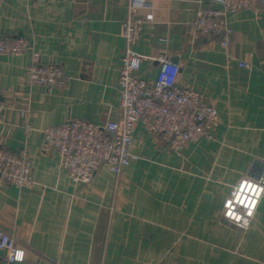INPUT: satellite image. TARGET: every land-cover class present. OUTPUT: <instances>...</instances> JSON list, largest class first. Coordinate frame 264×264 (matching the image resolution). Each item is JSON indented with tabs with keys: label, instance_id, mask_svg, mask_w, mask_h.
I'll return each mask as SVG.
<instances>
[{
	"label": "crops",
	"instance_id": "0c3cea01",
	"mask_svg": "<svg viewBox=\"0 0 264 264\" xmlns=\"http://www.w3.org/2000/svg\"><path fill=\"white\" fill-rule=\"evenodd\" d=\"M131 0H0V39L25 37L32 49L0 56V147L28 148L36 184H0V229L14 235L18 259L0 264H264V195L250 226L223 216V204L243 176L264 175V15L229 14L231 55L216 35L193 25L216 0H133L153 13L133 48L138 74L156 78L160 59L180 67L178 82L216 106L213 137L174 150L160 134L135 126L137 157L121 171L103 165L76 184L47 127L121 116L123 22ZM240 61L250 67L240 66ZM56 64L64 87L29 85L28 65Z\"/></svg>",
	"mask_w": 264,
	"mask_h": 264
},
{
	"label": "built area",
	"instance_id": "2783aa9c",
	"mask_svg": "<svg viewBox=\"0 0 264 264\" xmlns=\"http://www.w3.org/2000/svg\"><path fill=\"white\" fill-rule=\"evenodd\" d=\"M220 9H201L193 23L202 35H216L228 56L231 55L233 29L229 14L250 10L264 15V0H216ZM131 0L128 17L123 22L126 41L120 75L121 116L104 123L73 119L43 130L45 143L55 148L64 168L76 184L90 183L97 171L107 165L119 172L137 156L130 150L132 135L137 124L151 133L160 134L170 147L180 150L188 143L213 137L219 120L216 106L203 93L182 87L179 82L180 67L171 59H160L155 79L141 77L143 56L133 48L146 22L154 20L153 13L137 15ZM32 49L25 37H2L0 56H19ZM240 66L250 67L245 61ZM29 85L48 88L64 87L70 76L61 65L33 62L26 68ZM7 105L0 101V121ZM17 188H30L36 184L33 163L28 148L13 151L0 147V184ZM264 195V175L243 176L233 186L223 204L224 218L247 229ZM19 244L16 237L0 229V249L6 251L7 261L18 259Z\"/></svg>",
	"mask_w": 264,
	"mask_h": 264
}]
</instances>
